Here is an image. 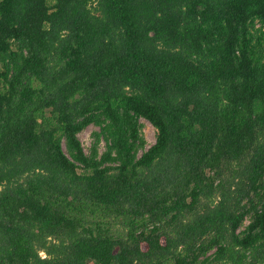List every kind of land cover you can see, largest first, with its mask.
<instances>
[{"label":"trees","instance_id":"1","mask_svg":"<svg viewBox=\"0 0 264 264\" xmlns=\"http://www.w3.org/2000/svg\"><path fill=\"white\" fill-rule=\"evenodd\" d=\"M0 264H264V0H0Z\"/></svg>","mask_w":264,"mask_h":264},{"label":"rangeland","instance_id":"2","mask_svg":"<svg viewBox=\"0 0 264 264\" xmlns=\"http://www.w3.org/2000/svg\"><path fill=\"white\" fill-rule=\"evenodd\" d=\"M141 122L143 124L142 136L146 140L145 150H148L156 143L157 131L148 121L142 119ZM98 130L99 129L97 127L91 125L78 135L81 144L87 154L91 153V149L95 142L93 134ZM105 149H106L105 142H102L99 146L100 153L102 154L105 151ZM142 153L143 151L139 153V156H141ZM247 224H248V220L246 221V225ZM41 256L45 257V253H41Z\"/></svg>","mask_w":264,"mask_h":264}]
</instances>
